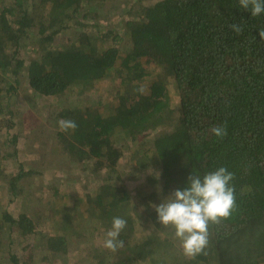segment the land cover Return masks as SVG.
I'll use <instances>...</instances> for the list:
<instances>
[{
    "label": "trees",
    "instance_id": "1",
    "mask_svg": "<svg viewBox=\"0 0 264 264\" xmlns=\"http://www.w3.org/2000/svg\"><path fill=\"white\" fill-rule=\"evenodd\" d=\"M117 15L129 18L118 29ZM260 30L264 13L252 17L239 0H0V264L68 263L81 246L89 252L77 264H264ZM29 43L34 56L19 58ZM22 80L35 100L19 110ZM25 115L37 123L25 125ZM61 119L77 128L60 131ZM220 125L223 138L211 131ZM35 143L48 149L38 165L19 162ZM127 152L159 195L157 206L169 190L186 189L192 174L220 167L235 174L236 206L209 223L208 245L195 259L179 254L170 225L166 238L134 243L136 200L118 173ZM51 165L79 180L45 178ZM69 198L74 204L56 222L59 202ZM20 199L23 209L11 212ZM146 215L142 225L165 227L154 207ZM114 217L127 222L117 249L127 255L98 243Z\"/></svg>",
    "mask_w": 264,
    "mask_h": 264
},
{
    "label": "clouds",
    "instance_id": "2",
    "mask_svg": "<svg viewBox=\"0 0 264 264\" xmlns=\"http://www.w3.org/2000/svg\"><path fill=\"white\" fill-rule=\"evenodd\" d=\"M239 6L250 10L252 17L264 13V0H239ZM230 28L237 34L242 27L236 24ZM264 39V30L259 31ZM143 92V89H139ZM62 132L74 131L77 124L72 120L61 119L58 122ZM213 135L223 138L227 135L225 126L220 125L211 129ZM235 174L226 167L205 174L202 178L197 175L189 176V186L184 190H176L158 206L153 205L158 222L163 226H172L175 237L181 241L182 253L189 259H195L202 254L208 245L209 223L218 224L227 219L236 206L235 186L231 183ZM126 220L114 217L112 226L107 231L103 247L115 252L123 247L124 241L118 239L126 227Z\"/></svg>",
    "mask_w": 264,
    "mask_h": 264
},
{
    "label": "rangeland",
    "instance_id": "3",
    "mask_svg": "<svg viewBox=\"0 0 264 264\" xmlns=\"http://www.w3.org/2000/svg\"><path fill=\"white\" fill-rule=\"evenodd\" d=\"M120 12H122V10L118 11V13H120ZM127 19H129V18L126 15H124V16L117 15L116 17H114L113 22L114 21L117 22L116 29H118V27L120 26V23L126 21ZM30 44L31 43H29L27 46H24L21 49V51L19 52V58L30 59L32 56H34V54L32 52V48L30 47ZM145 85L147 86L148 83H146ZM33 96H34L33 91L29 88L27 82L26 81L24 82L22 80L21 85L18 89V101L20 102V104L18 105L17 109L24 110V108L31 107V105L33 104V102L35 100V98ZM36 117H37V119H39L37 121H41V118H40L41 116H39L37 114ZM24 120H25V125H34L35 123H37V121L34 122V121H32V119L27 118L26 115L24 116ZM20 127L23 128L22 131H25L24 130L25 127H23L22 125ZM40 145H41V143L33 144L31 147L34 149V152H31V154L27 153L29 151L26 149L25 150L27 152L21 151L19 158H18V161L21 163L22 162L25 163V165L31 163L32 167L33 166L35 167L36 166L35 164H37L35 159H37L38 157L41 156L38 159V160H40L42 158L41 153L48 150V149H45L42 145L41 146ZM22 147L23 146H21V148ZM132 155H133L132 153L130 154V152H127L125 158L120 161L119 164H121V165L119 166V172L118 173L122 176L124 183H126V188L128 189V191H130L133 194V196H135V200H136V204H134L133 208H131V214L134 217V219L136 220L135 226L138 228V231H137L135 238H134V243L136 244L139 240L148 238L150 235L155 236V237L160 236L159 238H161L163 236L164 238H166L167 236H169V233L170 232L172 233V231H173L171 228H169V226L166 228V227H160L159 224H156L160 228H162V230L159 228V230L161 232V234H160L157 231V227L155 224H152L150 222L149 223L144 222V225L141 224L140 217H146L147 218L146 214H149L152 211L154 203L155 202L158 203L157 201L160 198H159V195L158 196H152V194H150L151 191H150L149 187L144 186L145 184L143 183V179H141L140 177H138V175H136V172L134 171L135 167L133 166V164L130 163V160L132 159ZM29 167H30V165H29ZM29 167H27V168H29ZM75 168H76V166H74V172H75V174H78L79 171H77ZM64 169L65 168L62 165L57 166L56 169L54 168V166L51 165L49 170H51V172H53V173H50V171H47L45 178L50 179L52 174L55 173L56 175H58V177H62L63 179H69L70 181H75V182H77L79 180L78 179L79 177H76V176L73 178H71V176L69 178H66L67 177L66 175L69 176L70 174L65 172L66 170H64ZM103 173H105V172H103ZM68 182L69 181L64 182V186H63V188H61L62 190H67L68 185H70ZM92 187H93V185H91L90 188H92ZM69 189H71V188H69ZM80 189H81V186L78 185L73 190L77 191ZM168 193L169 194L166 196V199L169 198L174 193L173 189L171 191L169 190ZM43 195H44V193H43ZM144 196H147L148 199L142 200L139 202L138 201L139 197H144ZM0 197L3 198L1 191H0ZM21 201H22V199L13 203L11 205L10 211L14 212L16 214L19 213L23 209ZM66 202H67V204H63V202L60 201L58 204V208H56L57 209V215H58L57 218H55L56 222H58L62 219L65 205L66 206H68V205L72 206L75 202V199L69 198ZM138 221H139L140 225L138 224ZM165 230H167V234L165 233ZM170 230H172V231H170ZM103 241H104L103 238H101V240L98 241L99 245L102 247H103ZM33 242H35L34 236L31 237V239L26 244L27 248H29ZM85 244H87V243H85ZM80 249H81V251L80 250L78 251L79 255L77 254L76 257H74V259L69 261L68 263H66V258H61V259L56 260L54 262L50 261L48 263L41 261L40 264H77L80 261V259L83 258L85 255H87L89 252V249L87 247L81 246ZM180 249H181V251L179 252L177 250V252H179V254L182 255L183 253H182L181 244H180ZM82 250L85 252H82ZM23 251H25V250L23 249ZM121 251H123V252H121ZM16 252H18V251L16 250ZM116 252L120 256H123L124 254L127 255V253H126L127 250L125 248H122V250H117ZM33 254H34V252L30 253L28 256L31 255L32 259L34 258L38 261V259H39L38 254H35V255H33ZM185 258H187V257H185Z\"/></svg>",
    "mask_w": 264,
    "mask_h": 264
}]
</instances>
